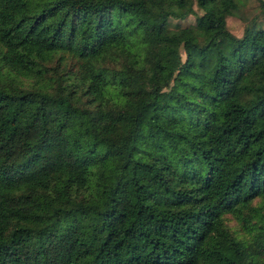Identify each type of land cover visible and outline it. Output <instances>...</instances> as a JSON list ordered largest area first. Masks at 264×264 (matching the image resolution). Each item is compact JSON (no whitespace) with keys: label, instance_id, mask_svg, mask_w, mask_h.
<instances>
[{"label":"trees","instance_id":"trees-1","mask_svg":"<svg viewBox=\"0 0 264 264\" xmlns=\"http://www.w3.org/2000/svg\"><path fill=\"white\" fill-rule=\"evenodd\" d=\"M247 1L0 0V264H264Z\"/></svg>","mask_w":264,"mask_h":264},{"label":"rangeland","instance_id":"rangeland-1","mask_svg":"<svg viewBox=\"0 0 264 264\" xmlns=\"http://www.w3.org/2000/svg\"><path fill=\"white\" fill-rule=\"evenodd\" d=\"M200 13L201 11L197 7L193 6V12L186 14L182 18H169L167 22V28L176 29L180 26L190 25L194 22L195 16L199 15ZM244 13L246 17L244 18L245 19L244 21L240 20L234 15L227 16L225 18L226 29L234 37L240 36L243 29V25L253 17L255 18L254 23L256 26L258 25L262 26L264 24V15L259 12V9L256 4V0L247 1L246 6L244 8ZM221 38L222 37L220 36L217 37L214 40V43L209 47H207L206 49L207 64H211L218 53H225L228 50L229 48L228 41H225L224 38L223 39ZM196 40L200 45H202L205 42V37L202 34H198ZM180 57L181 59H183L182 53L180 54ZM47 65L52 69L54 67V59L51 62H49ZM262 203L263 202L261 201L260 198H254L251 202V205L260 206L262 205ZM226 217H227L226 218L227 225L230 226L231 228H236L237 224L235 220L233 218H230L229 215H226Z\"/></svg>","mask_w":264,"mask_h":264}]
</instances>
